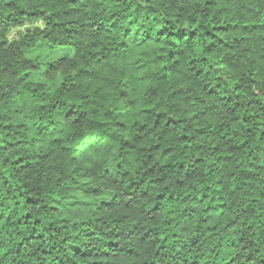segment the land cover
<instances>
[{
    "label": "clouds",
    "instance_id": "clouds-1",
    "mask_svg": "<svg viewBox=\"0 0 264 264\" xmlns=\"http://www.w3.org/2000/svg\"><path fill=\"white\" fill-rule=\"evenodd\" d=\"M0 264H264V0H0Z\"/></svg>",
    "mask_w": 264,
    "mask_h": 264
},
{
    "label": "trees",
    "instance_id": "trees-1",
    "mask_svg": "<svg viewBox=\"0 0 264 264\" xmlns=\"http://www.w3.org/2000/svg\"><path fill=\"white\" fill-rule=\"evenodd\" d=\"M213 27H223V25H213ZM165 66H166V64H165ZM18 159H23V157H18ZM19 182V181H18ZM162 195V194H161ZM29 201H31L32 200V197L31 196H29ZM27 214V213H26ZM28 215H30V214H28ZM162 219V221H163V219L164 218H161ZM161 239H165V237H163V236H161L160 237ZM159 246H161L162 247V245H159Z\"/></svg>",
    "mask_w": 264,
    "mask_h": 264
}]
</instances>
